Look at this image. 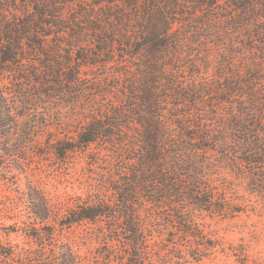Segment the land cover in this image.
Segmentation results:
<instances>
[{
	"label": "trees",
	"instance_id": "obj_1",
	"mask_svg": "<svg viewBox=\"0 0 264 264\" xmlns=\"http://www.w3.org/2000/svg\"><path fill=\"white\" fill-rule=\"evenodd\" d=\"M116 1L115 14L108 12L102 26L94 12ZM0 3V130L14 124L16 132L23 119L22 138L42 149L43 159L65 161L93 145V165L112 159L105 178L72 206L30 181L23 220L28 244L0 240V264H85L82 244L65 234L82 223L95 224L91 237L101 244L93 264H155L160 258L185 264L226 251L223 237L206 232V218L231 219L242 210L231 182L215 173L213 154L239 164L238 170L248 168L253 188L264 193V0ZM76 4L79 9L66 16V6ZM236 16L231 27L244 42L233 46L230 76L215 83L217 94L228 95V114L241 133L229 144L185 115L200 108L214 86L197 62L187 66L186 60L222 37L230 26L225 19ZM103 56L118 69L105 83L85 77L83 68ZM67 104L83 106L82 116L41 140L54 132L50 119ZM36 123L37 140L30 130ZM218 143L228 150L219 152ZM156 237L172 238L163 255L153 248ZM232 248L243 252L238 263L249 264L245 246Z\"/></svg>",
	"mask_w": 264,
	"mask_h": 264
},
{
	"label": "rangeland",
	"instance_id": "obj_2",
	"mask_svg": "<svg viewBox=\"0 0 264 264\" xmlns=\"http://www.w3.org/2000/svg\"><path fill=\"white\" fill-rule=\"evenodd\" d=\"M2 1L6 3V0ZM112 1L110 0V2ZM117 4V1L114 2L113 8L104 5L94 12V16L102 21V26L105 25L104 21H106L108 12L111 15L115 14L118 8ZM0 6H2L1 3ZM78 9L79 4L68 5L65 9V15L69 16ZM225 16L229 17V14L226 12ZM227 19H225V22L229 23L230 26L226 24L222 37L219 35L216 40L211 39V42L205 44L201 54L196 58L186 60L187 66L190 63L197 62L202 68L204 80L206 79L208 85L214 86L210 88L212 95L207 97L205 103L201 104L200 108L194 109L185 115L190 117L191 121H202L206 127L213 130L215 138L219 142L231 144L233 140L241 135L240 129L238 125L235 126L236 123L228 114V95L217 94L215 83L219 80L218 76H223V80L225 79L224 76H230L228 74H230L231 69L228 62L232 60L233 54L236 53L234 52L236 46H233L239 42H244V39L243 35L237 33L231 27L239 21V18L236 16L233 17V20ZM240 21L243 24L244 19ZM101 24L98 25L99 29ZM92 25H87L85 28L91 30ZM85 32L89 36L91 35L87 30ZM89 36L86 35L87 40L90 38ZM235 58L238 61L241 60L238 54H235ZM105 60L106 57L103 56L97 60L96 65L84 67L85 77L92 81L103 80L102 83H105V79L110 76V73L118 69L113 67L114 64H104ZM71 106L67 104L58 107L59 111L54 112L50 119L51 124L55 126L54 132H49L45 137H40L41 140L53 138L54 135L58 134L59 127L63 128L67 124L66 122H74L77 117L82 116L80 113L83 106L81 108L76 104ZM13 112L18 114L22 111L16 109ZM81 120L83 124L86 121L84 117ZM20 123L22 125L16 132L14 124L10 127L6 126L5 130H0V240L4 244L25 247L29 238L23 230V220H28L30 181H34L32 184L36 188H45L52 196L60 197L67 202L68 206H72L76 203L78 197L86 199L90 188L99 184L105 178L106 168L112 167V159H108L109 164L99 163L93 165L92 161L97 157L93 154L97 150L95 145L85 153L75 152L71 154L65 161L49 156L43 159L40 155L42 149L32 145L27 146L26 141L22 138L24 120L21 119ZM39 123H41V120ZM240 127L243 128L242 125ZM30 130L35 135V139L36 136L41 134L39 133L41 129H39L37 123ZM221 143H218L216 149L219 152L227 151L229 147L223 148L220 145ZM103 154L109 153L103 151ZM212 159L214 165L216 164L215 173L231 182L232 190L238 198L236 200L237 206L242 211L231 219L213 220L207 217L206 232L213 231V234L223 237L226 251H221L199 262L192 261L185 264H240V262H237L239 259L238 254L242 255L243 252H241V248H238V250L233 249V246L246 247L249 264H264V193L253 188L255 187L253 177L245 166L238 170L239 164L234 165L220 154H213ZM16 222L21 228L15 227ZM95 232L96 226L91 223L77 224L65 232L71 240H77L82 244L81 254L86 261L85 264H93L98 256L97 250H99L101 244L94 237H91ZM155 239L157 243L153 245V248L156 251L160 249L163 255L169 248L172 238L169 237L164 240L165 237L161 240L156 237ZM164 261L163 258H160L155 264H165Z\"/></svg>",
	"mask_w": 264,
	"mask_h": 264
}]
</instances>
